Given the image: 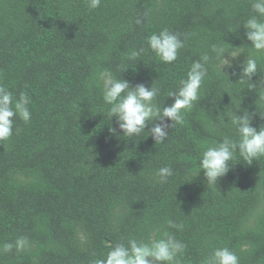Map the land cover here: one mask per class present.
Here are the masks:
<instances>
[{
	"label": "trees",
	"instance_id": "16d2710c",
	"mask_svg": "<svg viewBox=\"0 0 264 264\" xmlns=\"http://www.w3.org/2000/svg\"><path fill=\"white\" fill-rule=\"evenodd\" d=\"M252 15L250 0H102L91 10L87 0H0V84L17 98L26 92L32 114L27 124L16 118L12 137L0 142V247L20 236L30 247L0 254V264H92L117 242L164 230L186 243L181 264H204L217 247L236 251L240 264H264V157L229 162L216 185L199 172L206 147L237 138L232 114L247 109L254 127L264 124V54L243 27ZM165 27L186 37L177 61L166 64L150 49L139 61L126 59ZM213 44L244 49L233 61L237 72L255 55L253 81L220 72ZM205 54L201 98L163 143L147 128L123 137L115 117L108 120L100 71L132 85L153 82L162 108ZM121 65L129 68L121 73ZM166 165L174 175L162 184L156 172ZM169 219L183 228H169Z\"/></svg>",
	"mask_w": 264,
	"mask_h": 264
},
{
	"label": "clouds",
	"instance_id": "9594fccd",
	"mask_svg": "<svg viewBox=\"0 0 264 264\" xmlns=\"http://www.w3.org/2000/svg\"><path fill=\"white\" fill-rule=\"evenodd\" d=\"M102 0H87V6L91 9L100 7ZM251 8L255 15L250 16L243 24L245 36L257 54H264V0H250ZM147 13H145V17ZM143 18H137L135 23L140 25ZM185 39L181 34L163 28L159 32H153L147 37V49L140 47L126 54L128 61H139L148 49L162 62L172 64L177 61L180 50L185 47ZM233 51L222 46L213 44L212 52L220 61L218 70L225 73L226 69H233L232 76H238L241 83L253 81V76L258 72V61L255 55L248 56L240 62L239 72L233 66V61L244 51L235 47ZM228 53L225 56V53ZM230 57V58H229ZM208 55H203L199 60H194L187 72V78L179 81L176 90H169L167 97L172 98V103L162 108L155 102L160 95L161 89L147 86L145 83L132 85L130 81L118 78L109 69H104L97 74L96 85L101 91L102 99L110 107L107 110V118L111 122L115 117L118 128L123 137L140 136L144 130L149 129L155 144L165 141L169 129L176 125H183L185 113L191 111L195 103L200 100V90L208 75ZM129 67L119 66L123 73ZM260 87H264V80L260 81ZM249 90L257 88L255 83L248 85ZM264 99V97H262ZM31 99L26 92H20L18 98L3 84H0V142L9 140L13 135L16 118L25 124L32 117L29 109ZM255 113L247 109L242 114L234 113L229 119L231 126L236 130L237 138L224 136L223 139L211 146L206 147L200 157L199 172L209 185H216L217 181L226 176L232 164L241 159L251 165L264 157V124L259 128L252 125ZM264 120V111L259 112ZM18 131V129H17ZM109 133L119 135L117 128L109 127ZM148 134V135H149ZM147 135V136H148ZM239 157V159L237 158ZM174 175L171 166H163L156 172L159 183H167ZM169 228L181 230L183 225L174 220L167 221ZM30 247L27 236L17 237L15 241L6 242L0 247V254L22 252ZM187 245L176 238L173 233L164 230L160 238L149 237L147 241L129 238L127 242H117L112 245L106 256L97 258L92 264H181V257L186 251ZM248 251L247 245H242L241 253ZM204 264H240V256L236 251L228 247H217L205 258Z\"/></svg>",
	"mask_w": 264,
	"mask_h": 264
}]
</instances>
